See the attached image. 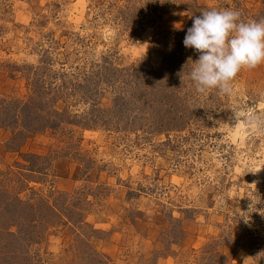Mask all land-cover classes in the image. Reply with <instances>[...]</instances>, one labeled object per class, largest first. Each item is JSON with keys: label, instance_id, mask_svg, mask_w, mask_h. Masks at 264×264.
Here are the masks:
<instances>
[{"label": "rangeland", "instance_id": "rangeland-1", "mask_svg": "<svg viewBox=\"0 0 264 264\" xmlns=\"http://www.w3.org/2000/svg\"><path fill=\"white\" fill-rule=\"evenodd\" d=\"M263 1L0 0V264H264V65L199 94L167 41ZM42 197L47 227L10 214Z\"/></svg>", "mask_w": 264, "mask_h": 264}, {"label": "clouds", "instance_id": "clouds-1", "mask_svg": "<svg viewBox=\"0 0 264 264\" xmlns=\"http://www.w3.org/2000/svg\"><path fill=\"white\" fill-rule=\"evenodd\" d=\"M183 44L199 54L195 62L188 61L187 79L195 91L231 94L243 69L264 65V19L245 22L238 10H206L194 18Z\"/></svg>", "mask_w": 264, "mask_h": 264}, {"label": "trees", "instance_id": "trees-1", "mask_svg": "<svg viewBox=\"0 0 264 264\" xmlns=\"http://www.w3.org/2000/svg\"><path fill=\"white\" fill-rule=\"evenodd\" d=\"M263 5H264V1H263ZM257 19H258V17L257 18H253V20H257ZM262 19H264V18H262ZM187 29H189V28H187ZM183 35H185L184 32L183 33H179V34H177V33L176 34L170 33L168 35V37H167V41L175 40L178 37L180 39H184L185 36H183ZM181 57H183V59L185 60L184 55H181ZM181 57L179 56V60L182 59ZM162 73H163V71H162ZM164 74H166V73H164ZM164 74L159 76V81H158V82H163V84H164V80H169V77L168 76H170V75L167 76V74L165 76ZM168 74H171V73H168ZM149 80H151V82H152L154 79L150 78ZM160 86H162V85H160ZM57 87H60L61 89L66 88L65 84L60 85V86H57ZM138 90H139V88H137L136 92L134 91V93L131 94L130 96L136 97ZM56 92H58V90L55 91V93H54V99L57 98ZM139 93L140 94H143V92H141V91ZM143 95H147V94L144 93ZM162 96L163 97L164 96H167L166 98H168L169 96H172V95H171V93L169 95H168V93H165V94L160 93L159 97H162ZM121 103L123 104V107H127V105H128V103L126 101H124V100H122ZM33 113L35 115L29 113V121H28L29 123H28V125H26V129L29 132H31V133H34V131H33L34 128H36V129L38 128L39 130H42L43 128L54 129L55 127H58L61 122H64L63 116H64L65 113L64 112L57 111L56 109H52L50 111V115L53 116V118L52 119H50V118L46 119L45 122H47V125L45 123H41V125L39 126V125H37V121H41L42 120L41 122H44L43 121V117L44 116L43 115L42 116L39 115V114H41V111H34ZM93 113L99 114V111L94 108ZM31 120L33 122H31ZM18 135L20 137H22V140L25 138V133L22 132V131H20V133ZM37 158H39V157H37ZM33 159H36V157H34ZM31 164H33V163H31ZM26 168L27 169H25V170H27L28 173H30V174H33L34 172L40 173L38 171H33L34 170V164L33 165H30V166H27ZM44 169L45 168H41V167L39 168L40 171H42ZM33 180H32V182H34ZM12 201H13V203L14 202L15 203L9 205V206H11L13 208V209L12 208L9 209L10 214L12 216H14L15 213L16 214L19 213V210L22 211L23 213H26V211H28V213L31 215L30 222L32 223L33 226H39L40 223L42 222L41 219L43 217H45V216L47 218V217H49V215L50 216H55V215H58L59 214V212L57 211V209H55V207H53L52 205L50 206L49 204H47L44 201V198L43 199H38V200H32L31 199V200H28V201H21L19 198H16V199H12ZM16 206H17V209H15ZM7 211H8V209H7ZM46 211H47V213H46ZM19 216L22 217L21 215H19ZM35 218H37L40 221H35ZM42 223H43L44 227H47L46 226V221L45 222H42ZM10 234L11 235L8 234V236H13V233H10Z\"/></svg>", "mask_w": 264, "mask_h": 264}]
</instances>
